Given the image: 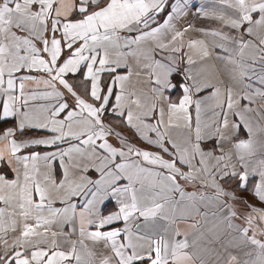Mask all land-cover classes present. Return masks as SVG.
Listing matches in <instances>:
<instances>
[{
  "label": "crops",
  "instance_id": "obj_1",
  "mask_svg": "<svg viewBox=\"0 0 264 264\" xmlns=\"http://www.w3.org/2000/svg\"><path fill=\"white\" fill-rule=\"evenodd\" d=\"M263 35L264 0H0V264H264Z\"/></svg>",
  "mask_w": 264,
  "mask_h": 264
},
{
  "label": "rangeland",
  "instance_id": "obj_2",
  "mask_svg": "<svg viewBox=\"0 0 264 264\" xmlns=\"http://www.w3.org/2000/svg\"><path fill=\"white\" fill-rule=\"evenodd\" d=\"M209 10L213 14H210V17L208 18V20L207 19L206 20L203 19V20L195 21V24H197V27H200V29H201V26H198V24L201 25V23H203L204 29L208 28L214 33H220V34H224V35L227 34L228 37H229V40L232 43H234V44H237V43L242 44L243 41H244V37L241 36V34H245V28L244 29L241 28V31H240L238 29L236 30L235 28L232 29L233 28L232 26H227L226 28H224L223 25H222V27H220V25H221L220 21H222V18L220 20L219 12L216 11L217 10L216 8H214V9L210 8ZM224 13L228 14V17H235L236 18L237 15H238V14L237 15L233 14L228 7H224ZM243 23H244L243 21L237 20V24L243 25ZM215 30H218V31H215ZM257 38L258 37H255V39H257ZM250 39L252 40L253 38H250ZM259 39H261L264 42V35L262 36V38H259ZM214 46H215L216 50L220 49V47L218 46L217 43ZM258 46H259L258 47V49H259L258 58H259L260 61L263 60V62H264V45L259 43ZM217 56L218 55L215 54V53H211L210 57L208 56L210 58V62H211V70L209 72L210 84H212V83L214 84L216 81L221 80L222 77L224 76V74L226 73L224 69H220V68L215 69L214 68L215 63L213 61L219 60L217 58ZM259 65H260V63H258L255 66H259ZM183 68H184L183 63L181 65L180 61H179V68L177 69L178 72L173 77V84L175 86H177V87L181 86L183 81H185L184 77H182L181 74H180V73H182V69ZM242 72L244 73V75L246 77L250 76L249 73H251L249 70H243V69H242ZM252 76L253 77L255 76L256 78H258V80L263 78L262 80L264 81V65L261 66L258 70L252 72ZM247 83L248 84L245 86L246 91L248 92L247 95L251 94L252 96L257 98V101H264V82L260 83L259 81L255 82L252 79H249ZM245 101H247V100H245ZM231 108H233V109L235 108L233 106V104L231 105ZM233 109H231V110H233ZM114 124H117V123H114ZM69 199L70 198H67V200H69ZM48 209L50 210V212H47ZM52 209H53L52 206H48V207L45 206V202L43 200V197L35 192V195L33 197L32 208L29 211L30 219L28 218V223L31 224L32 228H34V230H33V235L34 236H38V235L41 234V232H42V227L41 226L42 225L47 226V217H50V221H51L52 217L55 215V214H53L51 212ZM72 217H73V213L67 214L68 225L70 224V222H72V221H70V220H72ZM30 235L32 236L31 233H30ZM49 249L55 250V248L51 247V246L49 247ZM137 263H140V262H137Z\"/></svg>",
  "mask_w": 264,
  "mask_h": 264
},
{
  "label": "trees",
  "instance_id": "obj_3",
  "mask_svg": "<svg viewBox=\"0 0 264 264\" xmlns=\"http://www.w3.org/2000/svg\"><path fill=\"white\" fill-rule=\"evenodd\" d=\"M4 125H5V123H2V124H1V126H4ZM142 263H144V262L135 263V264H142Z\"/></svg>",
  "mask_w": 264,
  "mask_h": 264
}]
</instances>
